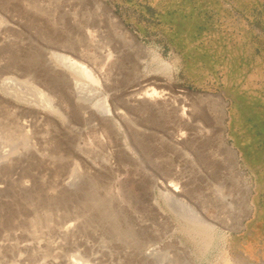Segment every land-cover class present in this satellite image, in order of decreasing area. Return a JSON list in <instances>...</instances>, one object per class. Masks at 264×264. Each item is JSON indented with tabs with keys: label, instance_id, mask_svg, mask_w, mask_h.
<instances>
[{
	"label": "rangeland",
	"instance_id": "obj_1",
	"mask_svg": "<svg viewBox=\"0 0 264 264\" xmlns=\"http://www.w3.org/2000/svg\"><path fill=\"white\" fill-rule=\"evenodd\" d=\"M1 82L30 99L50 94L69 117L0 86V264H264L259 230L231 248L253 212L254 178L228 140L227 100L185 88L176 56L108 0H0ZM103 99L115 116L89 109L83 121L78 105ZM193 213L213 228L197 232L185 222Z\"/></svg>",
	"mask_w": 264,
	"mask_h": 264
},
{
	"label": "trees",
	"instance_id": "obj_2",
	"mask_svg": "<svg viewBox=\"0 0 264 264\" xmlns=\"http://www.w3.org/2000/svg\"><path fill=\"white\" fill-rule=\"evenodd\" d=\"M108 1L143 41L176 56L185 88L227 100L228 140L254 178L253 212L230 238L243 249L264 235V0Z\"/></svg>",
	"mask_w": 264,
	"mask_h": 264
},
{
	"label": "bare ground",
	"instance_id": "obj_3",
	"mask_svg": "<svg viewBox=\"0 0 264 264\" xmlns=\"http://www.w3.org/2000/svg\"><path fill=\"white\" fill-rule=\"evenodd\" d=\"M114 21V20H113ZM117 21V20H116ZM100 33V32H99ZM100 36V34H99ZM98 40V39H97ZM101 41V40H100ZM143 47V46H142ZM140 48V47H139ZM79 52V51H78ZM101 53V52H100ZM99 53V54H100ZM56 54V53H55ZM63 54V53H62ZM77 54V53H76ZM75 54V55H76ZM98 54V55H99ZM53 56H54V53H53ZM71 56V55H70ZM68 57V56H65V54L63 55H59V60L60 62H62V64L67 68L69 69L73 74L75 75H79V76H84L85 78H87L88 80L92 81V82H95L97 81L95 75L92 73L91 69H89L87 66H85L82 62H80V59L79 60H76L74 58L76 57ZM100 56V55H99ZM57 57V56H55ZM58 60V58H57ZM88 60V59H87ZM165 63V62H164ZM161 63V70L162 72L163 71H167L169 70L168 66L166 65V63ZM160 67V66H159ZM67 79V82H72L73 79H70V78H66ZM74 88L76 90V96L78 99L80 100H83V101H86L85 97H84V93H89L90 89H88V87L85 86V83H81L80 81L78 82L77 80H74ZM2 90L4 91V93L12 96V97H15L21 101H25L26 103H28L30 106H38V107H41V108H44L46 110H49L51 112H55L57 114H59L62 118H64L65 120H68V117H69V113L65 112V110L62 109V107H60L59 105L61 104H58L55 102L54 98L48 94V93H45L44 91L42 90H34L35 91V95L36 96V100L35 99H30V98H27L26 96V93L24 94H21L19 92H16V91H12V87H10L6 82H1L0 84ZM20 88V87H19ZM92 91V90H91ZM156 91V93H155ZM85 93V94H86ZM150 93V92H149ZM148 93V94H149ZM151 93H153L154 95L157 94V90H154V88L151 89ZM150 93V94H151ZM149 94V95H150ZM2 95V94H1ZM29 95V94H28ZM4 96V95H3ZM86 96V95H85ZM146 96V95H145ZM6 97V96H5ZM31 97V96H30ZM9 98V97H7ZM5 99V98H4ZM90 99V98H89ZM57 100V99H56ZM27 104V105H28ZM28 105V106H29ZM29 106V107H30ZM31 106V107H32ZM79 108L82 109V111L80 112V117L83 121H86L89 120L91 117H93V112L92 111H89V109H92L94 112H96L99 116H105V117H109V120L111 119V117L113 118L116 114V110L114 109H111L109 107V105L106 103V100H97L95 102L92 103L91 106L87 108H85L84 106H81L80 104L78 105ZM39 109V108H38ZM32 110V109H31ZM35 110V109H34ZM42 110V109H41ZM33 111V110H32ZM37 111V110H36ZM43 111V110H42ZM45 111V110H44ZM46 113V112H45ZM94 118V117H93ZM92 119V118H91ZM108 121V120H107ZM112 121V120H111ZM83 124V123H82ZM110 126H111V132L112 134L114 135V138L117 139L118 138V135H119V132H118V129L116 127V125H114L113 122L110 123ZM66 129V128H65ZM84 141V140H83ZM7 157V156H6ZM243 184V186L245 185L243 182L241 183ZM242 186V185H241ZM237 190V189H236ZM229 192V191H228ZM166 196V195H165ZM220 196V195H219ZM223 197V196H222ZM167 198V197H166ZM169 198V196H168ZM226 198V197H225ZM170 199V198H169ZM216 200V199H215ZM231 200V199H230ZM229 200V201H230ZM211 201V200H209ZM221 202V201H220ZM218 203V202H217ZM221 204V203H220ZM219 204V205H220ZM187 205V204H186ZM185 205V206H186ZM189 205V204H188ZM187 205V206H188ZM211 205V204H210ZM222 205V204H221ZM190 207V206H189ZM193 208V207H192ZM207 208V207H206ZM214 208V207H213ZM218 208V207H217ZM188 209V208H187ZM194 209V208H193ZM201 209V208H200ZM209 209V208H208ZM208 209H206L208 211ZM203 210V209H202ZM222 210V209H221ZM194 211V210H193ZM223 211V210H222ZM229 211V210H228ZM189 212V211H188ZM226 212V211H225ZM194 216L196 218H198V220H191V219H185V222L191 226L192 228H194L197 232H206L211 230L213 228V222H211V219L210 221H205V219H203L202 217H199L201 215L197 214V213H193ZM201 214V213H200ZM203 214V213H202ZM227 214V213H226ZM191 215V209H190V214ZM205 215V214H204ZM210 214H208L209 216ZM187 216V215H186ZM194 216L193 218L190 216V218L194 219ZM206 216V215H205ZM180 217V216H179ZM206 218H208L206 216ZM216 218V216L214 217ZM213 218V219H214ZM219 218V217H218ZM224 218V217H223ZM212 219V220H213ZM220 219V218H219ZM240 220V219H239ZM215 221V220H214ZM229 221V220H228ZM210 222L212 223V225L210 224ZM217 222H220L217 220ZM216 223V222H215ZM227 223V222H226ZM186 224V226H187ZM188 229V228H187ZM192 233V231H191ZM198 235V234H197ZM196 235V236H197ZM201 236V234L199 235ZM207 238V237H206ZM205 238V239H206ZM212 239V238H211ZM210 239V240H211ZM209 240V239H208ZM211 243V242H210ZM154 251L151 250L149 251V254H153Z\"/></svg>",
	"mask_w": 264,
	"mask_h": 264
},
{
	"label": "water",
	"instance_id": "obj_4",
	"mask_svg": "<svg viewBox=\"0 0 264 264\" xmlns=\"http://www.w3.org/2000/svg\"><path fill=\"white\" fill-rule=\"evenodd\" d=\"M121 22H122V20H121ZM123 23V22H122ZM236 152V151H235Z\"/></svg>",
	"mask_w": 264,
	"mask_h": 264
}]
</instances>
